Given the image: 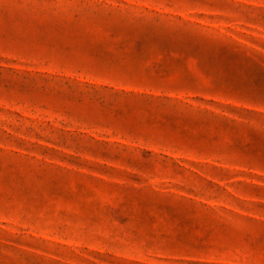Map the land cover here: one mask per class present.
<instances>
[{"label": "rangeland", "instance_id": "1", "mask_svg": "<svg viewBox=\"0 0 264 264\" xmlns=\"http://www.w3.org/2000/svg\"><path fill=\"white\" fill-rule=\"evenodd\" d=\"M0 264H264V0H0Z\"/></svg>", "mask_w": 264, "mask_h": 264}]
</instances>
